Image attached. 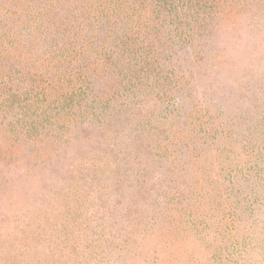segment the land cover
Here are the masks:
<instances>
[{
  "label": "rangeland",
  "instance_id": "374dc122",
  "mask_svg": "<svg viewBox=\"0 0 264 264\" xmlns=\"http://www.w3.org/2000/svg\"><path fill=\"white\" fill-rule=\"evenodd\" d=\"M0 264H264V0H0Z\"/></svg>",
  "mask_w": 264,
  "mask_h": 264
}]
</instances>
